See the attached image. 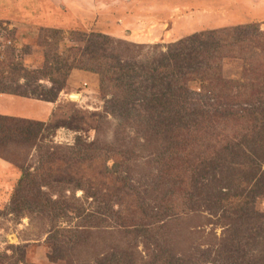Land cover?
Segmentation results:
<instances>
[{
    "label": "rangeland",
    "instance_id": "obj_1",
    "mask_svg": "<svg viewBox=\"0 0 264 264\" xmlns=\"http://www.w3.org/2000/svg\"><path fill=\"white\" fill-rule=\"evenodd\" d=\"M245 24L264 31V0H0V114L38 120L43 144L27 145L22 157L21 149L0 154V264H99L104 259L151 264L152 245L158 241L187 264H264V242L249 246L239 241L228 212L216 208L213 200L218 189L228 191L243 179L240 169L244 166L248 173L249 157H257L254 168L261 164L264 174V126L244 140L245 129L255 126L249 112L239 121L229 116L218 120L220 129L246 126L212 137L218 151L209 156H222L228 142H244L233 147L229 158L226 151L217 167L214 162L203 167L197 179L204 185L197 187L192 204L187 194L193 186L185 182L181 167L167 162L162 148L178 147L176 139L147 137L163 123L148 84L141 91L131 89L136 92L126 106L121 101L128 93L113 88L115 82L103 91L99 74L73 67L85 59L95 33L109 36L107 53L112 45L126 51L122 62H145L159 61L170 44L194 34ZM89 59L96 63L99 58ZM242 63L227 57L222 77L242 80ZM203 85L202 80L189 83L198 92ZM257 87L239 90L242 100L257 99L262 88ZM80 148L99 157L85 170V179L58 184L54 178L43 187L60 199L64 214L54 218L56 210L43 214L35 208L23 215L13 212L12 191L22 165L36 172L42 157L57 153L63 161L61 156L65 160ZM96 188L101 194L90 195ZM254 204L264 212V197ZM75 236L88 251L72 247Z\"/></svg>",
    "mask_w": 264,
    "mask_h": 264
},
{
    "label": "trees",
    "instance_id": "obj_2",
    "mask_svg": "<svg viewBox=\"0 0 264 264\" xmlns=\"http://www.w3.org/2000/svg\"><path fill=\"white\" fill-rule=\"evenodd\" d=\"M91 36L92 44L85 53V59L79 60L73 67L99 74L103 91L115 82L113 88L116 90L123 88L125 95L128 93L127 98L121 101L126 106L132 104L135 92L140 88H145V84H148L153 91L155 112L161 111L163 123H160V128L153 126L156 128L147 137L151 140L155 136L164 135L176 139L178 147L171 144L163 145L162 148L169 156L167 162H172L178 168L181 167L185 182L193 186L187 194V201L193 204L192 198H195L197 187L202 189L201 186L204 185L203 180L197 179L202 174L203 167L210 162H214L216 164L214 166L217 167L221 161L226 159V151L230 152L229 158L232 156L233 147L244 142L243 140L235 144L228 142L222 147L225 152L222 151V156L216 157L215 155L214 158L209 156L213 151H218L216 142L211 141L212 137L218 136V133L220 135L238 133L246 126L236 124L220 129L218 120L229 116L232 118L231 121H239L244 113L249 112V120L255 126L245 129L244 140L250 139L255 128L260 127L261 130L264 126V91L262 92L264 88V31L256 24L210 30L206 34H194L170 44L168 51L161 54L159 61L132 60L127 63L122 62L127 56L126 51L119 46L112 45L111 53H107L104 45L109 36L103 33H95ZM91 55L94 59L99 58L98 62H92L89 59ZM229 56L238 57L243 61L240 73L243 76L242 80L222 77L223 62ZM124 67H130L131 74L126 70L123 71ZM194 80L204 82L201 92L193 91L189 87V83ZM57 82L54 80V84ZM122 83H124L123 86ZM254 85L262 87L258 98L242 100L239 90L247 88L249 90ZM131 89L136 90L134 94L130 92ZM235 89L234 94L232 91ZM202 100L204 104L201 105ZM255 106L262 109L256 111L253 109L256 108ZM250 107L252 109H249ZM41 131L42 124L38 120L0 114V154L5 150L21 149L19 156L22 157L24 155L22 150L27 145L41 147L43 145L40 138ZM50 156L40 159V166L36 172L22 165L21 177L12 191L13 212L23 215L25 210L35 208L43 214L56 210L54 218L64 214L63 208L59 207L60 199H54L50 193L44 191V184L47 180L54 178L55 180L58 178L60 182L58 184L77 183L76 179L82 182L85 179V170L92 167V164L99 159L97 153L86 148H80L77 152L73 151L71 157L65 160L61 156L66 164L62 163L57 153H52ZM6 158L9 159V157ZM253 158H248L251 164L248 173H245L244 166H241L240 172L243 179L230 184L235 193L231 188L227 191L226 187L218 189L219 193L213 196L214 206L216 208L220 206L228 212L229 218L225 215L227 213L222 217L230 219V225L231 223L233 225L230 229H236L239 241H245L249 246L255 242L260 245L264 242V212L259 211L254 204L257 198L264 197V174L261 164L254 168L257 157ZM220 159L222 160L218 162ZM94 191L95 193L92 192L90 195L101 194L99 188ZM124 224L127 225V223ZM132 224H137V221L134 220ZM137 228L139 227L135 229ZM153 232L154 230L152 234ZM76 236L72 247L81 246L82 250L88 251V245L83 248V244L77 240ZM84 237L85 232L82 238ZM152 246H154L152 249L154 260L151 264L188 263L186 258L183 259L176 255L178 252H170L173 249H168L163 242L158 241ZM213 263L215 264L214 260ZM87 264H92V262L89 263L87 260ZM99 264L111 263L104 259ZM127 264H131L130 259Z\"/></svg>",
    "mask_w": 264,
    "mask_h": 264
},
{
    "label": "bare ground",
    "instance_id": "obj_3",
    "mask_svg": "<svg viewBox=\"0 0 264 264\" xmlns=\"http://www.w3.org/2000/svg\"><path fill=\"white\" fill-rule=\"evenodd\" d=\"M74 98H79V95H73Z\"/></svg>",
    "mask_w": 264,
    "mask_h": 264
},
{
    "label": "crops",
    "instance_id": "obj_4",
    "mask_svg": "<svg viewBox=\"0 0 264 264\" xmlns=\"http://www.w3.org/2000/svg\"><path fill=\"white\" fill-rule=\"evenodd\" d=\"M84 74H86V73H84Z\"/></svg>",
    "mask_w": 264,
    "mask_h": 264
}]
</instances>
